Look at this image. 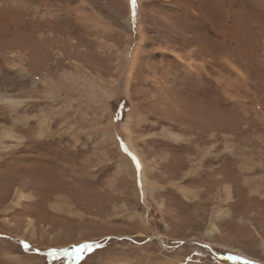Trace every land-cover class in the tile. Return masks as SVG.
Masks as SVG:
<instances>
[{
	"label": "rangeland",
	"instance_id": "obj_1",
	"mask_svg": "<svg viewBox=\"0 0 264 264\" xmlns=\"http://www.w3.org/2000/svg\"><path fill=\"white\" fill-rule=\"evenodd\" d=\"M0 264H264V0H0Z\"/></svg>",
	"mask_w": 264,
	"mask_h": 264
},
{
	"label": "snow or ice",
	"instance_id": "obj_2",
	"mask_svg": "<svg viewBox=\"0 0 264 264\" xmlns=\"http://www.w3.org/2000/svg\"><path fill=\"white\" fill-rule=\"evenodd\" d=\"M130 2L135 6V0H130Z\"/></svg>",
	"mask_w": 264,
	"mask_h": 264
},
{
	"label": "bare ground",
	"instance_id": "obj_3",
	"mask_svg": "<svg viewBox=\"0 0 264 264\" xmlns=\"http://www.w3.org/2000/svg\"><path fill=\"white\" fill-rule=\"evenodd\" d=\"M144 176V174H142Z\"/></svg>",
	"mask_w": 264,
	"mask_h": 264
}]
</instances>
